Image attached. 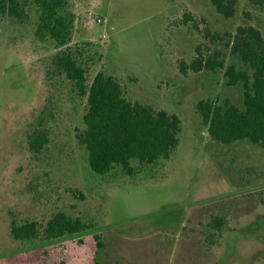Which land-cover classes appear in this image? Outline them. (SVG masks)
<instances>
[{
  "label": "rangeland",
  "instance_id": "obj_1",
  "mask_svg": "<svg viewBox=\"0 0 264 264\" xmlns=\"http://www.w3.org/2000/svg\"><path fill=\"white\" fill-rule=\"evenodd\" d=\"M22 1L25 23L0 17V264H218L231 234L241 238L226 264H264V228L259 238L240 234L264 217V148L212 141L196 108L229 100L243 109L242 85L229 86L224 70L180 71L198 45L206 58L219 53L227 66L248 70L227 43L238 26L264 38V9L237 0L227 19L210 0H65L71 40L56 49L35 37L34 0ZM61 50L77 59L86 84L103 72L122 81L128 100L176 115L170 159L133 160L132 176L120 168L94 174L75 137L86 97L52 69ZM41 114L48 142L33 153L27 136ZM57 212L88 229L51 242L10 234L12 220L43 229ZM215 218L221 232L211 227Z\"/></svg>",
  "mask_w": 264,
  "mask_h": 264
},
{
  "label": "trees",
  "instance_id": "obj_2",
  "mask_svg": "<svg viewBox=\"0 0 264 264\" xmlns=\"http://www.w3.org/2000/svg\"><path fill=\"white\" fill-rule=\"evenodd\" d=\"M255 8L264 9V0H248ZM215 11L224 18L234 16L237 0H210ZM39 10L35 37L39 41L50 40L56 49L66 47L71 40L73 16L66 10L65 0H34ZM0 17L12 18L25 23L29 15L27 3L22 0H0ZM191 21L190 15L185 16ZM227 47L248 70H237L219 59V53L206 58L198 45L195 56L188 64L180 66L182 73L189 70L215 72L224 70L229 86L241 84L243 109L229 100L216 105L200 101L196 108L210 139L218 144L248 142L264 148V38L253 26H238L229 36ZM52 69L71 81L82 97H86V110L82 117L84 129L75 135L79 145L85 148L90 170L101 177L115 168L127 176L134 174L131 161L152 165L159 160L170 159L179 141L180 119L165 111H155L151 106L132 102L125 97L122 81L103 72H98L90 84H86L85 71L77 59L66 50L58 51L52 59ZM42 114L39 123L27 136L31 152L39 153L48 142ZM223 221L215 218L211 227L222 231ZM264 217L257 218L241 232L242 236L262 232ZM88 225L64 212H57L39 229L36 222L22 224L12 220L10 234L14 240H43L51 242L64 237L82 234ZM241 238L229 235L228 250L218 264H226L233 255V246ZM101 246V244H99Z\"/></svg>",
  "mask_w": 264,
  "mask_h": 264
}]
</instances>
